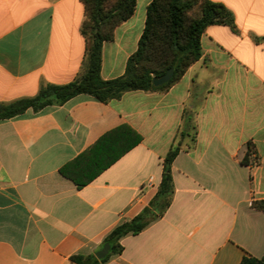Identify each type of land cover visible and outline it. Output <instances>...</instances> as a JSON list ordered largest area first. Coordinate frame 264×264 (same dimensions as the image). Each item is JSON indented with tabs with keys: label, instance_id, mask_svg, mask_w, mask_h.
Returning a JSON list of instances; mask_svg holds the SVG:
<instances>
[{
	"label": "crops",
	"instance_id": "1",
	"mask_svg": "<svg viewBox=\"0 0 264 264\" xmlns=\"http://www.w3.org/2000/svg\"><path fill=\"white\" fill-rule=\"evenodd\" d=\"M153 0L103 46L102 77L125 74ZM238 31L213 25L202 57L167 91H131L103 103L63 105L0 121V264H72L158 193L163 162L185 115L197 126L172 165L171 206L103 264H240L264 255V0H211ZM81 0H0V102L76 79L85 55ZM128 125L142 142L79 188L60 170L108 132ZM193 132V130H192ZM249 145L255 153L244 159ZM96 256V255H95Z\"/></svg>",
	"mask_w": 264,
	"mask_h": 264
},
{
	"label": "trees",
	"instance_id": "2",
	"mask_svg": "<svg viewBox=\"0 0 264 264\" xmlns=\"http://www.w3.org/2000/svg\"><path fill=\"white\" fill-rule=\"evenodd\" d=\"M137 1L81 0L85 9L81 24L85 55L76 79L61 85L43 84L35 96L0 102V121L18 117L29 109L38 113L50 106L63 105L82 94L109 103L131 91H167L202 57L201 40L208 27L226 25L238 31L233 12L221 3L211 0H153L147 8L146 25L138 49L129 58L125 74L105 80L101 74L103 46L113 41L116 29L134 15ZM170 69L174 70L171 81L155 86L154 79ZM196 134L193 116L185 115L177 140L164 158L162 182L149 206L135 218L124 221L112 230L104 243L111 246L106 258L77 254L71 257L72 264L107 262L112 255L123 251L122 238L141 233L165 214L175 193L173 162L181 151L182 140L189 136L195 142ZM142 140V136L130 126H120L68 162L60 172L77 187H85ZM254 153L253 146L249 145L244 162L251 163ZM254 206L264 210V202L254 203ZM240 264H264V255L262 258L246 256Z\"/></svg>",
	"mask_w": 264,
	"mask_h": 264
},
{
	"label": "water",
	"instance_id": "3",
	"mask_svg": "<svg viewBox=\"0 0 264 264\" xmlns=\"http://www.w3.org/2000/svg\"><path fill=\"white\" fill-rule=\"evenodd\" d=\"M174 74V70L170 69L166 74L161 77L155 78L153 83L155 86H162L171 81ZM111 250L110 244H105L101 250H99L95 255L98 259L106 258Z\"/></svg>",
	"mask_w": 264,
	"mask_h": 264
}]
</instances>
